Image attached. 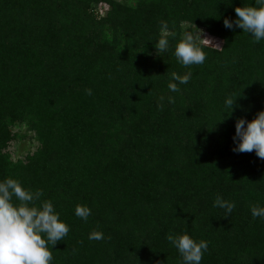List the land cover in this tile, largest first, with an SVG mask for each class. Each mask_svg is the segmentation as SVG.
Returning a JSON list of instances; mask_svg holds the SVG:
<instances>
[{"label": "trees", "instance_id": "16d2710c", "mask_svg": "<svg viewBox=\"0 0 264 264\" xmlns=\"http://www.w3.org/2000/svg\"><path fill=\"white\" fill-rule=\"evenodd\" d=\"M48 1H15L16 13L0 14L5 21L14 15L21 20ZM102 1L111 17L91 45H68L59 30L65 25L48 16L33 36L20 26H0V54L17 55L28 68L16 71L11 86L0 82V181L13 178L41 190L40 200H51L69 226L52 248V264H180L166 236L185 232L208 242L201 264H264V219L250 211L264 206V159L232 151L235 120L251 121L264 110V40L255 43L235 26H223L225 18L236 19V7L255 0ZM162 20L176 33L169 37L172 53L184 23L223 27L222 49L202 46L205 62L187 68L173 54L163 64L167 69L162 65L155 73L138 59L137 67H125L113 51L129 39L142 47L158 40ZM2 26L25 39H13ZM38 69L53 74L37 75ZM189 70V82L170 92L171 73ZM27 74L35 79H22ZM229 96H239V108L225 118ZM191 119L199 129L196 142L207 144L201 160H193L202 152L193 139L179 145L177 127ZM14 122H24L37 138L36 150L23 160L7 152ZM218 195L235 202L231 214L213 206ZM78 204L91 209L87 221L74 214ZM93 231L105 238L90 240Z\"/></svg>", "mask_w": 264, "mask_h": 264}, {"label": "clouds", "instance_id": "9594fccd", "mask_svg": "<svg viewBox=\"0 0 264 264\" xmlns=\"http://www.w3.org/2000/svg\"><path fill=\"white\" fill-rule=\"evenodd\" d=\"M236 19L225 18L223 26L232 29L234 26L247 33L255 43L264 40V0H255L253 6L236 7ZM161 36L155 43L156 54L169 49V37H175V31L169 29L167 21H161ZM198 30V29H197ZM198 41L200 43H198ZM219 48V45L205 37L201 30L196 32L186 30L176 43L174 56L184 67L201 65L206 60V52L201 45ZM192 72L183 75L171 73L167 87L170 92H179V85L189 82ZM91 95V89H85ZM240 96V95H239ZM229 96L224 101L229 109L225 115L230 116L237 99ZM164 96L157 101L158 109L163 108ZM168 103H174V97H167ZM223 120V119H222ZM221 120V121H222ZM233 136V152H255L258 158L264 159V110L259 111L255 118L247 121L244 118L235 120ZM43 192L39 189L32 191L25 188L18 180L6 178L0 181V264H52V248L67 236L69 226L60 219L51 200L40 198ZM15 198L16 203L13 202ZM39 202V203H37ZM214 207L224 210L225 216L231 214L236 207L235 202L216 196ZM253 218L264 219V206L253 205L250 209ZM74 214L81 220L87 221L91 209L86 205H77ZM90 240H102L104 234L93 231ZM169 244L174 247L181 258L180 264H201L208 250L206 240H194L189 234H173L166 236Z\"/></svg>", "mask_w": 264, "mask_h": 264}, {"label": "rangeland", "instance_id": "374dc122", "mask_svg": "<svg viewBox=\"0 0 264 264\" xmlns=\"http://www.w3.org/2000/svg\"><path fill=\"white\" fill-rule=\"evenodd\" d=\"M18 3H21L23 0H11L10 4H2L0 3V11L4 13V11L9 10L14 13L18 10ZM119 3L125 2L126 0H112ZM26 9H28V4L25 5ZM110 6L108 3L102 0H49L47 4L43 3L42 7H37L27 14V18H21L19 20L15 15L9 21H5V17L0 14V26L5 24H12L14 26H20L31 33L30 35H34V32L38 30L39 26L43 23L44 16H48V18L56 19L54 21L57 26L61 24L65 25L63 28L61 27L60 33L62 34L65 41H70L68 45H79L83 42H88V45H91L89 41L94 38H101L102 35L106 32V29H101L100 25L105 24L106 27L108 25L107 19L111 17L110 14ZM16 13V12H15ZM4 25V24H3ZM62 25V26H63ZM131 28H134L135 25H130ZM3 28V26H2ZM7 34L12 36L13 39L18 37V39L24 40V34L17 33V35H12V31L9 29L3 28ZM183 31L186 30L196 32L201 30L203 35L213 41L214 44L219 45V48L208 47L206 45H201L207 47L209 49L218 50L222 49V38L221 33L223 32V27H219L216 23H209L207 27L196 28L195 26H191L187 23H184L182 26ZM198 29V30H197ZM118 36L123 35V29L118 28ZM123 33V34H122ZM108 38L111 36V32L106 33ZM117 36V37H118ZM15 37V38H14ZM81 37V38H79ZM138 37V36H135ZM30 38V37H29ZM79 38V40H78ZM157 39H153L149 43H145L144 47L142 45H134V41L129 39L125 40L120 44L119 48H116L113 53L115 57L122 61L125 67L128 69H133L137 67L136 59L140 62L141 65H145L148 69H146L149 73H155L156 70H160L161 66L166 62L167 58H170L173 49L172 43L169 42V49L166 52L156 54V50L154 48ZM69 43V42H68ZM198 43H200L198 41ZM149 44V45H147ZM87 45V46H88ZM174 56V54H173ZM46 61V60H45ZM167 63V62H166ZM164 69H167L166 65H163ZM19 69H23V71H27L28 68L19 61L17 55H12L9 52H2L0 54V82L4 83L5 86H11L16 82V71ZM44 71V70H43ZM41 69L34 71L35 74L41 75L43 72ZM46 75L53 74L50 70L46 69L44 71ZM25 78V81L32 79L34 76L24 75L22 79ZM21 79V80H22ZM5 80V81H4ZM181 96V95H180ZM194 120L191 119L187 122L186 125L177 127V136L179 140V145L183 148L188 145V138L193 139L195 145H199V148L202 151L200 154L196 155L193 160L198 159L201 160V157L206 154L207 144L206 142L200 143L196 142L197 137L200 136L198 132V128L195 126ZM188 125L192 126V130L188 129ZM179 129V130H178ZM10 130L12 133V139L8 144L7 152L11 156L12 160H23L27 155L33 153L37 148V138L36 134L30 130V128L24 122H14L10 125ZM203 148V149H202ZM197 152V151H195ZM188 161V160H187ZM187 161H184L185 165H187Z\"/></svg>", "mask_w": 264, "mask_h": 264}]
</instances>
